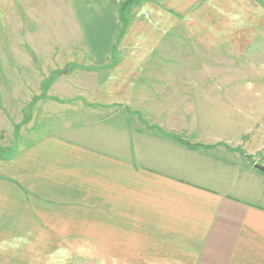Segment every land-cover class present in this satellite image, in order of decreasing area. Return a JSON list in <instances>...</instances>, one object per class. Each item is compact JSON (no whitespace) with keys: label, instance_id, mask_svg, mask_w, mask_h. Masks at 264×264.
I'll return each instance as SVG.
<instances>
[{"label":"crops","instance_id":"1","mask_svg":"<svg viewBox=\"0 0 264 264\" xmlns=\"http://www.w3.org/2000/svg\"><path fill=\"white\" fill-rule=\"evenodd\" d=\"M124 1L44 3V19L76 22L101 61L106 38L131 41L144 31L149 46H137L135 39L119 48L126 62H101L99 68L109 72L92 96L79 98L87 102V120L51 127L3 161L0 257H42L43 236L49 240L45 244L57 245V231L64 230L69 239L74 235L67 231H81L82 244L97 246L98 257H149V264H264V192L251 189L248 175L239 180V169L229 176L230 160L223 164L219 156L217 165L210 152L217 142L197 147L183 137L186 80L149 70L179 71L184 64L159 65L140 56L151 57L158 39L170 36L169 24L185 27L188 37L217 38V30H195L191 23L222 21L229 14L225 6L244 0H164L161 6L146 0L134 22L147 20L149 28L134 35L129 24L134 6L123 13ZM33 5L35 12L36 0ZM122 21L128 22L121 32ZM117 49L115 44L105 54ZM195 96L188 94L192 101L201 95ZM243 162L248 173L264 177L256 166L262 162L241 157L238 167Z\"/></svg>","mask_w":264,"mask_h":264},{"label":"rangeland","instance_id":"2","mask_svg":"<svg viewBox=\"0 0 264 264\" xmlns=\"http://www.w3.org/2000/svg\"><path fill=\"white\" fill-rule=\"evenodd\" d=\"M24 1L0 0V167L45 130L87 120L83 117L87 102L81 103L79 98L92 96L99 81L109 72L99 68L101 62H126L119 51L121 46L133 45L136 39L137 46L147 47L150 40L143 37L144 31L131 41L118 35L106 38L101 45V55H105L101 61L99 55L90 52V40L79 32L76 22L44 19L41 11L48 9L44 4L48 0H36L35 12L33 0L31 5ZM141 1L132 4L134 7L129 12L133 35L135 30L149 28L147 20L134 22L146 0ZM163 1L148 2L161 6ZM236 3L224 7L229 14L222 21L191 23L195 30H217V38L188 37L185 27L169 24L170 36L158 39L151 57L149 52L140 56L146 57L143 61L159 65L184 64L185 69L179 71L163 67L149 70L156 76H167L169 72L172 77L186 80L187 133L183 137L197 147L217 142L218 146L211 147L210 152L217 161L219 156L223 157V164L226 159L231 161L229 165L233 163L229 176L234 178L239 169V180L243 179L241 175H248L251 189L264 192V177L248 173L245 162L238 167L241 157L264 164V0ZM127 22H119L117 28L124 31ZM178 31L183 37L174 34ZM206 39L209 43L202 45L200 41ZM115 44L117 51L105 54ZM168 46L172 47L171 52L164 49ZM196 93L201 96L192 101L188 94L196 97ZM168 120L176 125V119ZM218 170L222 171L216 167ZM259 173L264 174L260 170ZM67 232L74 239L64 237L66 231L59 230L57 245L45 244L49 240L43 236L42 257H0V264H149V257H98L97 246L82 244L86 240L80 237L81 231Z\"/></svg>","mask_w":264,"mask_h":264},{"label":"trees","instance_id":"3","mask_svg":"<svg viewBox=\"0 0 264 264\" xmlns=\"http://www.w3.org/2000/svg\"><path fill=\"white\" fill-rule=\"evenodd\" d=\"M134 2H135V0H127V1H124L122 3V7H121L123 13L125 12L126 8H128L129 6H131L132 4H134Z\"/></svg>","mask_w":264,"mask_h":264},{"label":"water","instance_id":"4","mask_svg":"<svg viewBox=\"0 0 264 264\" xmlns=\"http://www.w3.org/2000/svg\"><path fill=\"white\" fill-rule=\"evenodd\" d=\"M257 167H259L260 169H263L264 170V166H262L261 164H256Z\"/></svg>","mask_w":264,"mask_h":264}]
</instances>
